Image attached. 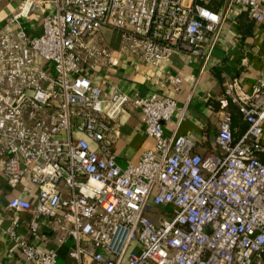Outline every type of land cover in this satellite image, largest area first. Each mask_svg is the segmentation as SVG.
I'll list each match as a JSON object with an SVG mask.
<instances>
[{
	"label": "built area",
	"instance_id": "1",
	"mask_svg": "<svg viewBox=\"0 0 264 264\" xmlns=\"http://www.w3.org/2000/svg\"><path fill=\"white\" fill-rule=\"evenodd\" d=\"M209 1L26 0L7 19L0 30V164L12 189L27 178L37 191L34 200L9 202L30 213L25 231L16 217L3 231L30 264L59 261L56 248L39 244L43 219L57 229V245L75 242L70 261L59 264H264V78L250 92L237 78L225 80L219 151L202 155L178 133L179 122L165 134L164 124L184 114L175 98L129 94L117 83L104 95L92 77L123 55L160 66L176 51L198 55L222 22ZM228 2L264 20V0ZM31 13L42 21L40 35L19 23ZM104 28L122 32L118 50L95 40ZM166 80L179 90L183 76ZM231 105L247 122L238 137ZM127 106L141 112L155 145L121 166L109 135ZM157 206L172 207V217L156 223L147 213Z\"/></svg>",
	"mask_w": 264,
	"mask_h": 264
},
{
	"label": "crops",
	"instance_id": "2",
	"mask_svg": "<svg viewBox=\"0 0 264 264\" xmlns=\"http://www.w3.org/2000/svg\"><path fill=\"white\" fill-rule=\"evenodd\" d=\"M25 1L0 0V30ZM53 9L48 5L46 13L53 12ZM217 11L222 15L220 28L213 40L203 44L198 55L176 51L161 66L147 65L140 58L123 55L117 66H99L92 76L104 95H108L113 83H117L122 91L129 94L161 92L175 98L179 107L184 108V114L181 119L175 115L164 124L165 134L170 135L174 122H179L178 133L187 135L195 144L193 151L202 155L219 151L216 141L222 118L219 99L223 96L225 80L237 78L240 88L250 92L257 79L264 78V20L253 19L247 10L237 11L228 0H224ZM19 23L31 36L40 35L43 31L41 19L32 13L21 16ZM13 25L16 26L17 22ZM95 40L116 51L122 42V32L104 28ZM178 74L183 76V81L179 90H175L174 84L166 77ZM230 109L233 134L238 137L247 128V122L235 105ZM109 141L121 166L138 162L143 152L155 145L154 139L145 131L141 112L129 106L114 122ZM36 191L37 188L27 178L18 188L12 189L0 164V264H30L3 229L16 217L20 228L25 231L30 213L15 212L9 207V202L15 197L34 200ZM41 232L39 244L45 248H56L59 261H68V251L75 245L74 240L69 238L64 244L57 245V229L49 224L48 219L42 220Z\"/></svg>",
	"mask_w": 264,
	"mask_h": 264
},
{
	"label": "rangeland",
	"instance_id": "3",
	"mask_svg": "<svg viewBox=\"0 0 264 264\" xmlns=\"http://www.w3.org/2000/svg\"><path fill=\"white\" fill-rule=\"evenodd\" d=\"M149 203L152 205L153 204V198L151 197L149 200ZM148 216H150L156 223H160L163 220L172 217L173 215V208L172 207H162V206H157L152 209V211L147 213ZM61 261H58V264Z\"/></svg>",
	"mask_w": 264,
	"mask_h": 264
},
{
	"label": "trees",
	"instance_id": "4",
	"mask_svg": "<svg viewBox=\"0 0 264 264\" xmlns=\"http://www.w3.org/2000/svg\"><path fill=\"white\" fill-rule=\"evenodd\" d=\"M223 2H224V0H210L207 5L209 8L217 11ZM259 159L264 163V153L259 154ZM263 262H264V253H263Z\"/></svg>",
	"mask_w": 264,
	"mask_h": 264
}]
</instances>
